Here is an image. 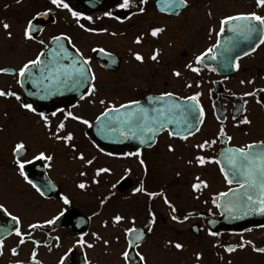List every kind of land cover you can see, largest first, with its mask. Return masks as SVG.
<instances>
[{"label": "flooded vegetation", "instance_id": "obj_1", "mask_svg": "<svg viewBox=\"0 0 264 264\" xmlns=\"http://www.w3.org/2000/svg\"><path fill=\"white\" fill-rule=\"evenodd\" d=\"M81 1L76 4L64 0L81 15L77 22L71 13L52 5L50 0H0V69H8L7 73L0 72V89L15 91L21 97V101L0 97V264H264V253L254 252L248 245L237 247L241 239L264 247V225L216 230L209 227V221L222 216L212 200L238 184L225 181L220 165L209 162L201 166L194 159L217 158L223 149L264 141V92L258 91L264 88V43L260 42L264 33L257 32L247 39L238 35L242 50L230 49L226 53L223 50L233 34L229 25L217 36L222 18L251 12L264 15V7H257L256 0H187L182 9L167 0H129L126 9L119 7L122 0H106L101 5L95 0ZM29 21L33 39L22 46L19 39ZM5 22L9 25L7 30L3 28ZM34 24L41 25L39 31L32 32ZM153 27L164 30L152 37L149 33ZM209 29L214 30L211 36ZM43 35L46 39L42 40ZM54 36L68 37L81 60L89 61L87 88L94 86L96 91L88 95L86 88L79 94H66L56 101V106L32 104L36 112L48 117L50 128H45L36 113L20 107L21 102H28L17 83V73L22 64L49 47ZM138 36L139 44L134 42ZM217 39L220 45L214 52L195 64V56L215 45ZM154 50H159L155 61L150 59ZM137 52L143 62L135 60ZM212 55L217 59L213 60ZM237 63L238 70L234 67ZM189 64L197 67L199 74L190 71L186 67ZM174 71L181 75L174 76ZM5 77H10V81H5ZM163 92L180 98L200 93L204 116L199 131L180 139L165 129L155 135L151 144L136 150L128 146L114 151L94 140L90 126L71 117L65 119L70 112L91 125L106 108H119L120 104ZM246 92L255 95L244 96ZM81 95L85 98L81 99ZM54 111L56 116L51 115ZM245 116L250 123H239ZM61 121L65 128L59 134H73L67 145L51 138ZM221 128L225 132L222 138L218 135ZM205 140L216 143L203 150L195 147ZM18 142H23L25 149L16 157L12 149ZM169 145L173 151H169ZM41 151L52 156V160L33 159ZM136 151L141 153L144 166L137 157L125 155ZM80 154L93 163L87 165L77 159ZM17 158L31 161L25 164V175L41 192V188L45 190L43 195L19 174L14 163ZM99 168L110 171L96 176ZM81 172L86 175L81 176ZM216 175L224 183L218 179L211 182ZM197 177L208 187L194 191L192 185L198 183ZM129 178L132 186L121 190L119 186ZM81 182L86 184L85 189L77 186ZM139 187L144 191L136 192ZM148 192L161 195L149 198ZM62 197L69 203L65 204ZM165 198L175 207V213L164 203ZM188 205L191 207L186 208ZM149 212L155 216L150 232ZM116 215L123 220L114 222ZM171 215L182 222L172 220ZM12 216L18 218L19 224ZM49 220L53 222L46 223ZM32 224L38 227H29ZM17 227L24 244L15 234ZM128 228L139 233L132 236L126 233ZM209 231L219 235L210 236ZM137 236L143 238L138 240ZM81 239L83 244L78 243ZM149 243L157 254L149 250ZM176 243L182 249L177 250ZM228 246L236 250L227 252ZM13 248L17 249L15 256L11 254ZM125 251L127 258L122 255Z\"/></svg>", "mask_w": 264, "mask_h": 264}, {"label": "snow or ice", "instance_id": "obj_2", "mask_svg": "<svg viewBox=\"0 0 264 264\" xmlns=\"http://www.w3.org/2000/svg\"><path fill=\"white\" fill-rule=\"evenodd\" d=\"M19 2V0H17ZM52 5H55L57 8H63L66 9L69 13H71L72 17H74L77 22L81 19V15L75 11L72 10L71 7H69V4L64 2V0H50ZM144 0H141V3H143ZM175 6H187V0H174ZM129 6V0H122L121 3H119V7L122 9H126ZM256 6L257 7H264V0H256ZM141 12L144 11L143 8L140 9ZM46 14V13H44ZM37 15H41L38 13ZM105 15L111 16V13H105ZM210 15V13H209ZM85 19L91 20V17H85ZM235 21H242L244 23L242 24H234L232 28L230 29L233 33L237 35L244 36L246 39L250 38L253 34L257 32L264 33V15H259L256 12H251V13H241L237 15H228L220 20V32L217 33V36L222 34L225 31V26L229 25L231 22ZM79 27L84 28L83 24H80ZM3 28L7 30L9 28V25L5 22L3 23ZM32 30V21L28 22V26L25 28L24 31V37L27 40H32L33 36L31 34ZM164 29L160 27H153L151 29V32L149 33L152 37H157L159 33H161ZM85 31H93L92 29H85ZM106 31V29L102 30ZM213 29H209V35H212ZM9 38L11 37V33H8ZM68 40V37H61V36H54L52 37L53 41L59 42L61 39ZM135 43L139 44L141 43V37H137L136 40L134 41ZM261 43H264V38L261 39ZM41 43H43L41 41ZM229 43H232L230 40ZM220 45V40L217 39L215 45L212 47L208 48L205 52L201 53L198 56H195L194 58V63L195 64H200L202 60L209 54L213 53L215 48ZM235 46V45H233ZM59 51L57 53L58 56H61L62 59H67L68 58V53L67 50L63 47V45L58 44ZM225 53L229 52L230 49L225 47L223 50ZM245 55L248 53L245 52ZM45 55L44 52H40L37 54L35 59L28 60L26 63L22 64V66L19 67L17 76L21 79H31V73L29 72V67L30 66H39L42 64L41 61V56ZM159 55V50H154L152 55L150 56V59L155 61L157 60V57ZM134 58L135 60L139 62H143V56L140 53H134ZM213 60H216L217 57L216 55H212L211 57ZM237 60L239 57L236 58ZM225 60L228 61V57H225ZM82 67L78 70L77 73L72 74L68 73L66 70L63 71V76L64 79L59 80V83L61 85H67L71 83L73 86L79 87L85 85L89 77L87 75V72L90 71L87 69V65L89 61L87 59L82 60ZM186 67L194 72L199 74V69L197 67H193L192 64L186 65ZM234 67L238 70L239 69V64H235ZM212 71H215V69H211ZM0 72L7 73L8 69H0ZM173 75L176 77H179L181 73L179 71H174ZM21 79L17 80L18 84H21V87H23V84L21 83ZM94 79V77H92ZM249 83H252V81H248ZM241 83H244V81H241ZM199 86V85H197ZM186 87H191L190 84H187ZM96 91L94 86L88 87L87 88V94L91 95ZM258 91L264 92V88L259 89ZM255 93L253 92H246L244 93V96H253ZM174 96V93L172 92H163L158 96H152L149 97V103H157L160 104L161 107L159 108H152L151 111L157 113V116L154 118H149L148 116V109L142 108V107H137L134 112H127L124 114V118L120 121L129 131H132L133 135H136L137 133L140 135H144L146 132L147 133H153V136L157 130H162L165 128L166 124H175V123H183L187 126L188 132L187 135H192L191 129L194 127L195 124H198L202 122V118L204 116V111L203 108L200 107L199 104V96L200 93H195L193 95L183 97L182 99L187 101V103L181 105L175 102L169 103L166 98H169V100ZM0 97L4 98H15L16 101H21L20 95H18L15 91L11 90H3L0 89ZM81 99H84V95H81ZM101 104L104 103L103 100L100 101ZM246 104L247 101H244ZM257 103H260L259 100H257ZM132 105L139 106L140 101L139 100H131L126 104H120L119 108H116L114 106L106 108L105 112L102 113V115H107L109 112H118L119 109H128ZM20 107L27 110L28 112H33L36 113L41 121L44 123L45 128H50V123L48 117L43 113V112H36V109L33 107L32 104L26 103V102H21ZM197 109L199 111L197 112ZM57 111L59 112H64L63 109H58ZM177 113H179V117H177ZM52 116H56L57 112H52ZM68 117H71L73 120H78L79 122L90 126L89 121L87 119H83L79 116H74L70 112L66 114L65 119ZM189 117H191V121H189ZM235 119V117H233ZM100 118L97 117V120ZM239 123L242 124H249L250 121L248 120L247 116H245ZM65 128V124L63 121L58 123L56 125V130L54 132H51V138L56 140V141H63L66 145L68 142H70L73 139V134L72 133H67L66 135L61 136L59 133ZM109 131H116V129L109 128ZM196 131H199V128H196ZM121 135H124L123 131L120 132ZM169 135H178L180 139H187V135H180L179 133H173L169 132ZM219 137H224L225 132L224 129L221 128L219 131ZM152 136L147 137V139H152ZM228 140H231V137L227 138ZM144 141L142 140L141 143ZM216 143L215 140L208 141L205 140L202 144L195 145L198 149L203 150L206 146H210L211 144ZM74 148V146H72ZM25 149V144L23 142H18L14 145L12 151L14 156L19 157L20 153ZM169 151H173V148L171 145H169ZM125 155L128 156H135L139 159V163L141 166L145 165V162L143 159H140L141 153L139 151L136 152H129L126 153ZM219 159L217 158H205L204 156H195L194 159L195 161L203 166L205 163H216L218 165L224 164L226 165L225 167H221L220 171L224 175L225 181L231 185L233 182L238 184V189H233L229 188L227 192H220L217 194V197L212 200V203L217 207V208H223L225 212H227L229 215H233L234 213H243L244 215H248L249 213L252 212H259V213H264V141H259V142H253L246 144L242 147H237V148H228L225 151H223L220 154ZM77 159L83 161L87 165H91L93 163L92 159H87L85 160V157L83 154H80ZM33 159L36 160H52V156L46 155L45 152L41 151L38 154L34 155ZM15 165L17 166L19 170V174L24 177V179L32 185L33 188H36L37 192H40L41 195L44 193L40 191L39 188L35 184L32 183L31 180L28 179V177L25 175L24 169H25V164L26 163H31V161H22L21 159L17 158L14 160ZM191 163V161H189ZM110 170L107 168H99L97 169L95 175L99 176L101 173H107ZM147 171L145 167V172ZM81 176L86 175V173L81 172ZM231 177V178H230ZM198 183H194L192 185V188L194 191H197L203 187H208L207 183L200 180L199 177L196 178ZM97 181L94 179L93 183H96ZM80 189H85L86 184L81 182L77 185ZM115 187V185H113ZM136 192H141L144 191L143 187H139L135 189ZM149 198L155 197L157 195H161L160 193H152L148 192L146 193ZM231 194V195H230ZM219 198H227L223 204L218 203L217 201ZM63 202L65 204L69 203V200L66 197H62ZM103 203V201H101ZM164 203L168 204V206L171 208V212L175 213L176 209L173 207L167 198L164 199ZM3 206L0 205V209H2ZM149 216L151 219L149 220V223L147 225L148 231L150 232L152 230V225L155 223V216L153 213L149 212ZM187 217H185L186 219ZM11 219L15 221L17 224H19V220L16 216H12ZM171 219L174 221H179V218L176 215H171ZM114 222L119 223L120 221L123 220V217L120 215H116L113 217ZM53 221L49 220L46 223L51 224ZM182 222V221H179ZM134 223V221H133ZM31 228H36L38 225L32 224L29 225ZM126 233H132L135 232V228H128L125 230ZM15 234L17 237H20L19 243L24 244L25 240L23 235L21 234L20 229L17 227L15 229ZM94 236L96 235L95 233L93 234ZM208 235L210 236H218L219 233L214 232V231H209ZM99 239V237H96ZM142 236H137V239L140 240L142 239ZM78 243L83 244L84 241L81 239L78 241ZM105 245L108 244V241H104ZM246 245L251 246L254 252L257 253H264V247H256L254 244H252L251 241H244L241 239V242L237 247L239 248H244ZM2 247H3V242L0 241V254H2ZM88 247H92L91 244L88 245ZM174 247L177 250L182 249V245L180 243H176ZM216 247V245H214ZM227 252H233L236 250V247L233 246H228L225 248ZM11 254L13 256L17 255V249L13 248L11 249ZM122 255L127 258L128 257V252L125 251L122 253ZM139 255V253H138ZM36 253H32V259H35ZM140 261H144V257L141 255ZM201 258L200 254H196V259L199 260ZM17 264H22V262L17 261Z\"/></svg>", "mask_w": 264, "mask_h": 264}, {"label": "water", "instance_id": "obj_3", "mask_svg": "<svg viewBox=\"0 0 264 264\" xmlns=\"http://www.w3.org/2000/svg\"><path fill=\"white\" fill-rule=\"evenodd\" d=\"M76 4H82L81 0H72ZM97 3L104 4L106 0H95ZM171 3H174V0H167ZM87 2V0H86ZM96 3V4H97ZM177 8V6H175ZM182 9L183 7H179L178 9ZM241 21L231 22L229 27L232 28L234 24H240ZM39 24H34V29L32 32L40 29ZM37 31V33H38ZM63 37V36H61ZM232 43H229V41ZM59 45H63V47L67 50L68 58L62 59L61 56H58L57 53L59 51ZM235 45V46H233ZM229 49L234 50H242L241 47L238 46V35L233 33L232 36H229L228 46ZM253 48V47H252ZM252 48H244L245 50H251ZM45 55L41 56L42 64L39 66H30L29 72L31 73V79H21V83L23 84L22 90L25 95V99L28 103H31L37 107L42 105L46 106H56V101L66 94H79L84 91L89 85L90 80L83 86H73L71 83L67 85H61L59 80L64 79L63 71L66 70L68 73L75 74L82 67V60L77 49L72 46L69 39L61 41H51L49 47H47L44 51ZM234 59V58H233ZM232 59V60H233ZM89 75V71L87 72ZM89 77V76H88ZM21 85V84H20ZM149 97L147 96L143 100L140 101V105H132L128 109H119L118 112H109L107 115H101L99 120H96L91 124L90 132L92 133L94 139L104 148L109 150L118 151L125 147H131L136 150V148L151 144L152 140H154L155 135L159 134L165 129H169L170 132L179 133L180 135H187L188 129L187 126L183 123H175V124H166L165 128L162 130H157L153 136V133H145L144 135L136 134L133 135L132 131H129L127 127H125L120 121L124 118V114L127 112H134L137 107H142L148 109L149 118H154L157 116V113L151 111L152 108L161 107L160 104L155 102L149 103ZM169 103L175 102L178 104H185L187 101L183 100L180 97L173 96L170 100L166 98ZM201 107V106H200ZM39 110V109H38ZM199 109H197V112ZM179 117V113L176 114ZM203 119V118H202ZM189 121H191V117H189ZM201 122L195 124L191 129L192 133L196 132V128L200 126ZM116 129V131H109L108 129ZM123 131L124 135H121L120 132ZM152 136V139H147V137ZM178 136V135H175ZM144 141L141 143V141ZM227 149V148H226ZM226 149L221 150L217 159L221 158L220 154ZM220 167H225L223 163L220 164ZM231 178V177H230ZM132 179H126L121 183L119 188L121 190L128 189L132 186ZM233 184H237L233 182ZM233 189H238L235 187ZM42 192L45 193V190L41 188ZM231 195V194H230ZM227 198H219L218 203L223 204ZM222 216H219L217 219H213L208 222L209 227L212 230H216L219 228L223 229H240L243 227H249L254 225H264V213L252 212L248 215H244L243 213H234L233 215H229L227 212L223 210V208H219ZM139 232L136 230L132 232L130 235L136 236Z\"/></svg>", "mask_w": 264, "mask_h": 264}, {"label": "rangeland", "instance_id": "obj_4", "mask_svg": "<svg viewBox=\"0 0 264 264\" xmlns=\"http://www.w3.org/2000/svg\"><path fill=\"white\" fill-rule=\"evenodd\" d=\"M43 39H46L45 38V35H43L42 36V40ZM19 43H20V45H26V44H28V42H29V40H27V39H25V37H24V35L22 34V36L20 37V39H19ZM4 80V79H3ZM5 81H10V77H5ZM1 108V107H0ZM2 117H1V115H0V119H1ZM171 155H173L174 156V154H171ZM215 179H218V181L220 182V183H224V181H223V178L219 175V176H215V177H213V179L211 180V182L213 181V180H215ZM182 188H185V187H182ZM211 189H213V188H211ZM141 203V202H140ZM183 205V204H182ZM189 207H191L190 205H188L186 208H189ZM148 247H149V250L150 251H153L154 252V254H157V249H155L153 246H152V244L151 243H149L148 244Z\"/></svg>", "mask_w": 264, "mask_h": 264}]
</instances>
